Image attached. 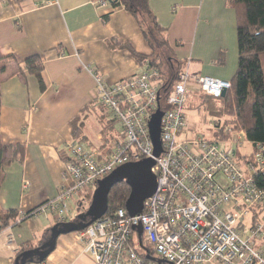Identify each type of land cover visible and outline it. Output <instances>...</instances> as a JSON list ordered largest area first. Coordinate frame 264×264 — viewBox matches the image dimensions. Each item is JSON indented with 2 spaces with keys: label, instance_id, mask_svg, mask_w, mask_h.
Instances as JSON below:
<instances>
[{
  "label": "crops",
  "instance_id": "0c3cea01",
  "mask_svg": "<svg viewBox=\"0 0 264 264\" xmlns=\"http://www.w3.org/2000/svg\"><path fill=\"white\" fill-rule=\"evenodd\" d=\"M150 6L192 76L232 78L237 29L227 0H150ZM123 44L143 55L152 53L138 21L122 6L99 7L93 0H0V137L6 146H25L22 161L3 166L2 209H14L21 217L58 197L67 184V145L75 140L72 121L82 111L83 144L88 148L106 152L122 134L116 131L117 120L97 100L95 74L114 84L145 70ZM33 55L43 62L44 91L24 64ZM88 127L98 129L94 137ZM83 195L79 215L93 193ZM75 219L69 216L67 221ZM56 223L51 215L41 214L0 231V264H14L20 249L37 247ZM251 228L240 230L248 235ZM80 233L61 235L54 251L34 264H94ZM254 244L264 256V232Z\"/></svg>",
  "mask_w": 264,
  "mask_h": 264
},
{
  "label": "built area",
  "instance_id": "2783aa9c",
  "mask_svg": "<svg viewBox=\"0 0 264 264\" xmlns=\"http://www.w3.org/2000/svg\"><path fill=\"white\" fill-rule=\"evenodd\" d=\"M95 3L107 5L106 0ZM95 76L97 100L119 121L122 134L106 152L76 140L68 143L67 184L33 216L53 214L58 222H65L70 216L69 198L80 191L92 194L98 181L122 164L153 157L157 188L144 201L142 213L131 216L122 207L114 216L103 217L81 231L94 264H264V256L254 244L264 232V190L252 175L257 168L264 169L262 153L244 167L236 158V147L246 142L241 133L225 140L191 137L186 131V94L191 85L221 97L231 82L194 77L188 70L180 73L167 99L168 107L162 110L163 152L156 158L149 120L160 107L159 70L143 71L114 84L101 74ZM256 207L262 210V219L243 237L239 225ZM138 225L142 226V239L159 259L149 260L148 251L145 256L137 251L134 235L140 241Z\"/></svg>",
  "mask_w": 264,
  "mask_h": 264
},
{
  "label": "trees",
  "instance_id": "16d2710c",
  "mask_svg": "<svg viewBox=\"0 0 264 264\" xmlns=\"http://www.w3.org/2000/svg\"><path fill=\"white\" fill-rule=\"evenodd\" d=\"M98 1V0H93ZM112 7L122 6L129 11L138 21L145 39L152 48L150 55L136 52L131 45L123 44L138 62L144 66V71L158 69L160 76V108L165 110L167 99L172 93L175 82L180 73L186 70V64L176 57L174 50L169 46L164 37L167 27L162 26L150 6V0H106ZM227 4L235 11L238 61L237 69L232 78L231 87L221 97L205 94L196 86L189 89L186 94L185 110L195 109L200 114V119L210 125L212 137L216 139L227 138L233 133H241L246 142L252 145V151L244 152L243 145L236 147V158L245 167L247 163L255 160L256 154L261 152L264 157V0H227ZM113 44L120 45L113 41ZM4 57L0 53V60ZM24 64L28 72L38 80L41 91L46 89L44 79V66L39 55L28 57ZM194 104V105H193ZM1 108V97H0ZM82 114L73 119V137L77 142L84 143L81 127ZM116 120H114L115 122ZM197 136V135H194ZM204 136V135H203ZM104 138H106L104 134ZM8 151L9 158L4 159V153ZM25 155L23 144L6 146L0 137V178L4 164L22 161ZM256 185L264 190V169L257 168L252 174ZM131 189L126 182H120L113 186L108 197V211L104 217H112L117 209L125 207L130 196ZM91 197L88 201L90 203ZM24 213L21 217L14 209H2L0 207V231L10 225H15L23 220L33 217L34 211ZM87 209H83V212ZM262 210L253 208L251 214L239 225L252 227L261 221ZM58 222V221H57ZM145 251L154 256L153 249L142 239ZM41 241L37 246H39ZM35 247L25 245L19 250L17 256ZM37 260V259H36ZM27 263V264H34Z\"/></svg>",
  "mask_w": 264,
  "mask_h": 264
},
{
  "label": "water",
  "instance_id": "95a60500",
  "mask_svg": "<svg viewBox=\"0 0 264 264\" xmlns=\"http://www.w3.org/2000/svg\"><path fill=\"white\" fill-rule=\"evenodd\" d=\"M224 90L222 96L226 94ZM163 111L160 107L153 113L149 120V131L154 147V156L159 157L162 152L161 143V119ZM156 165L153 157L145 158L135 162H128L116 167L111 173L100 179L93 192L91 202L87 209L78 215L75 220L57 222L52 228L50 235L39 246L23 252L15 258L14 264L42 263L47 256L56 248L58 238L67 233L85 230L94 222L103 218L108 211V197L114 185L126 182L131 189L130 196L126 202V209L131 216L139 215L144 208V201L153 195L157 188V177L152 169ZM136 230L139 234L140 246L145 250L142 242V226L138 225ZM37 259V260H36ZM147 259L155 261L156 258L147 255ZM160 263V260H158Z\"/></svg>",
  "mask_w": 264,
  "mask_h": 264
},
{
  "label": "rangeland",
  "instance_id": "374dc122",
  "mask_svg": "<svg viewBox=\"0 0 264 264\" xmlns=\"http://www.w3.org/2000/svg\"><path fill=\"white\" fill-rule=\"evenodd\" d=\"M164 37L168 40V30L165 32ZM168 43H169V46L173 49V47L171 46L169 40H168ZM186 61H188V60H186ZM186 63L187 62H185V64ZM190 72L193 73L192 70ZM106 112H107V109H106ZM185 113H186V123H187L186 128L190 129V131H188V135L189 136L192 137L194 135H204L206 137L212 138L211 131L209 130L211 127H209L208 124H205L204 122L201 121L200 114H199V112L197 110L192 109V108H187L185 110ZM112 118H113V116H112ZM196 124L197 125L199 124V126L197 127ZM115 128H116V131H121L122 130V127H121V124L119 123V121L116 122ZM97 130L98 129L96 127H88V131L92 134L91 135L92 137H94L93 134ZM230 137L231 136L225 138V140H228ZM233 138L235 139V135H233ZM252 148H253L252 145L250 143H248V142H246L243 145L244 152L248 153V152L252 151ZM83 199H84V195H83V192H81V191L76 193L75 196H72L71 198H69L68 203H69V208H70V219H75L79 215V204H80L81 201H83ZM86 203H87V201H86ZM88 205H89V203H87V207H88ZM51 218H52V221L55 223V221L57 220L56 216L51 214ZM247 233H248V231L247 232L244 231L243 232V237H246ZM134 240H135V247H136L137 251L139 253L144 252V249L139 244L137 233H135V235H134ZM154 257H156L158 259L160 258L159 255L155 254V253H154Z\"/></svg>",
  "mask_w": 264,
  "mask_h": 264
}]
</instances>
